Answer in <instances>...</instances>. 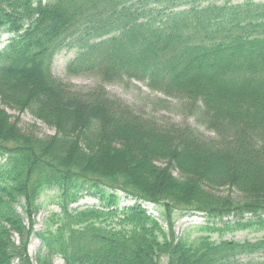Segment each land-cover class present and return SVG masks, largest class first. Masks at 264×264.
I'll list each match as a JSON object with an SVG mask.
<instances>
[{
    "label": "trees",
    "instance_id": "obj_1",
    "mask_svg": "<svg viewBox=\"0 0 264 264\" xmlns=\"http://www.w3.org/2000/svg\"><path fill=\"white\" fill-rule=\"evenodd\" d=\"M232 2L0 0V264H264L244 260L264 256V237L224 239L264 232V2ZM63 51L75 52L67 77L99 85L55 77ZM132 82L155 95L144 108L105 87ZM171 100L214 137L146 114ZM49 193L59 212L37 232ZM121 194L134 203L121 208ZM86 197L98 205L73 208ZM196 214L209 235L190 242L175 225Z\"/></svg>",
    "mask_w": 264,
    "mask_h": 264
},
{
    "label": "rangeland",
    "instance_id": "obj_2",
    "mask_svg": "<svg viewBox=\"0 0 264 264\" xmlns=\"http://www.w3.org/2000/svg\"><path fill=\"white\" fill-rule=\"evenodd\" d=\"M233 4L241 3L246 0H232ZM255 2H264V0H253ZM10 36L6 34L0 35V50L4 48ZM75 57L74 51H63L58 54L53 62L52 72L53 75L61 80L71 83L76 90L87 91L99 85V80L96 78L88 76L80 77H67L66 76V66L67 63ZM106 90L115 97L120 98L123 102L134 108H144V103H142L141 98L143 96L151 95L154 97V94H151L145 87L144 84L132 82L128 87L119 86V85H106ZM163 98V96H159ZM172 105L174 106L173 110L170 113L159 112L155 113L150 110V108H145V112L152 118L160 119L162 117L167 118L169 122L178 125H188L193 129L199 131L206 137H214V134L207 131L202 125L198 124L194 117H185L180 114L179 107L180 104L176 100H171ZM0 108H3L0 105ZM7 113L12 117V120L19 119V126L26 131L31 126H35L37 136L40 138H47L54 136L56 134L55 130L44 125L37 119H35L29 113L20 114L13 110H6ZM53 193H49L41 199L42 210L37 217L36 231L40 232L44 226V219L50 214V212H59L57 206L53 204ZM132 201L126 199L124 195L121 194V208L130 206ZM98 205V201L91 197H86L78 205L73 206V208L79 207H88V206ZM152 208V207H149ZM19 211L22 212L21 208ZM156 214V213H155ZM207 225V220L200 215H189L187 217L179 218L176 221L175 230L179 237L184 236L190 242L194 241L202 235H209L207 233L200 232L199 228ZM220 226V225H219ZM214 241H219L218 235L211 234ZM264 237V232L254 233L248 231H235L227 232L224 236L225 240H233L238 242L251 241L256 242ZM41 246L39 239H33L30 247V255L33 261L39 248ZM258 257H264L263 255H255L251 257H245V261L249 259H256ZM54 264H64L62 259L56 258Z\"/></svg>",
    "mask_w": 264,
    "mask_h": 264
},
{
    "label": "bare ground",
    "instance_id": "obj_3",
    "mask_svg": "<svg viewBox=\"0 0 264 264\" xmlns=\"http://www.w3.org/2000/svg\"><path fill=\"white\" fill-rule=\"evenodd\" d=\"M147 207H148V210H150L151 208H149V207H152L153 208V207H157V206L154 205V204H148Z\"/></svg>",
    "mask_w": 264,
    "mask_h": 264
}]
</instances>
